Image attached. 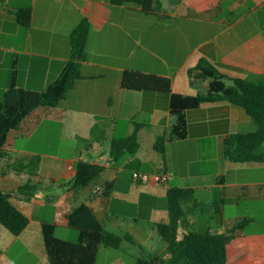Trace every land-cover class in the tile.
I'll return each mask as SVG.
<instances>
[{
    "label": "crops",
    "instance_id": "0c3cea01",
    "mask_svg": "<svg viewBox=\"0 0 264 264\" xmlns=\"http://www.w3.org/2000/svg\"><path fill=\"white\" fill-rule=\"evenodd\" d=\"M25 8L33 13L29 28L17 21V11ZM84 19L90 24L85 57L80 59L85 79L56 107L36 109L12 131L0 161V191L12 194L13 204L30 220L19 236L0 225V264H49L43 225H55L56 236L61 229L69 230L68 215L84 203L105 226L110 219L120 226L130 211L136 221L149 219L150 230L168 220V191L175 187L208 194L195 199L201 206H185L196 229L198 215L214 212L219 193L224 219L215 227H202L230 233L246 216L226 219L227 202L240 206L242 201H264V163H235L224 153L225 138L254 130L253 119L227 100L203 103L187 111L188 137L169 142L165 159L154 145L175 123L170 96L127 91L121 82L125 71H141L171 78L174 93L195 95L192 86L199 85L191 84L189 70L203 58L229 78L263 75L264 0H167L155 14L109 0H0V102L12 85L15 65L21 88L42 92L55 82L71 59V33ZM136 123L143 125L141 148L115 167L112 142L130 135ZM191 140L196 145L182 156L179 169L169 148ZM81 158L105 169L88 186L76 188L71 181ZM134 159L136 171L167 173L169 183L136 182L134 170L128 169ZM28 185L36 189L30 197L33 189L19 192ZM146 233L147 241H155ZM15 248L21 250L17 259L6 257ZM227 264H264V231L237 230L227 245Z\"/></svg>",
    "mask_w": 264,
    "mask_h": 264
},
{
    "label": "trees",
    "instance_id": "16d2710c",
    "mask_svg": "<svg viewBox=\"0 0 264 264\" xmlns=\"http://www.w3.org/2000/svg\"><path fill=\"white\" fill-rule=\"evenodd\" d=\"M112 5L134 4L145 14H155L161 5L160 0H109ZM180 2L181 0H172ZM20 25L29 28L32 22V10L25 8L16 13ZM90 24L84 19L71 33V59L59 78L45 91L36 92L21 88L17 84V68L14 67L13 81L0 102V161L5 157L9 135L40 107H56L74 88L77 81L85 79L81 60L89 38ZM82 59L78 61V56ZM191 84L199 85L201 92L197 95H183L173 92V82L169 77L147 74L141 71L124 72L121 87L133 92H151L166 94L171 98V114L175 123L171 129L158 137L154 148L164 157L167 144L175 140H185L189 134L187 111L199 108L203 103L219 99L227 100L245 110L253 119L256 130L247 133H235L225 138L224 153L227 159L235 163H264V74L251 75L247 78H229L211 61L203 58L189 70ZM142 124L136 123L134 131L112 142L110 158L115 167L126 157H133L141 148L139 132ZM138 162L134 159L128 169L136 171ZM77 173L71 184L83 188L96 180L105 166L81 158L75 164ZM28 185L19 189L24 194ZM35 190V191H34ZM216 194L213 207L218 215L223 214L224 200ZM12 194L0 191V225L14 236L21 235L29 226V218L12 202ZM169 218L157 222L150 228L153 240L166 243L165 250L156 254L138 257L136 264H227V245L234 238L237 230H243L251 219H244L231 228L230 233H213L211 230L198 231L190 224L185 206L191 203L196 208L201 206L195 200L194 188H172L168 191ZM187 230L182 240H177L178 230ZM68 228L79 232L77 242L63 240L56 236V227L43 225L45 249L49 264H96L101 246L120 250L125 241L136 244L135 239L126 234L117 235L108 231L105 224L97 217L92 208L84 203L68 215ZM153 253V252H152ZM165 255L168 257L165 258Z\"/></svg>",
    "mask_w": 264,
    "mask_h": 264
},
{
    "label": "rangeland",
    "instance_id": "374dc122",
    "mask_svg": "<svg viewBox=\"0 0 264 264\" xmlns=\"http://www.w3.org/2000/svg\"><path fill=\"white\" fill-rule=\"evenodd\" d=\"M162 2H166L167 0H161ZM132 6H135L134 4H130ZM201 92V88L199 86H192V93L193 94H199ZM254 130H246L242 129L243 133L247 132H253L256 130L257 126H254ZM181 141V140H180ZM184 142V141H183ZM182 143V142H181ZM193 145L195 147L196 142L194 140H191L189 142H184L182 144H176L172 148H169L170 154H171V161L173 165H177V167L180 169L178 164L181 162L182 156L188 152L189 149L193 148ZM178 152V156H174L175 152ZM200 158L199 156H192V159L196 160ZM166 159V156H165ZM198 167V164H193V168L196 169ZM177 184V183H174ZM196 191V189H195ZM211 195V194H210ZM208 196L207 193L203 191H197L195 195V199L204 200ZM212 196V195H211ZM214 196V195H213ZM219 196V195H217ZM216 196H214L215 198ZM207 206V203H206ZM206 209V207H203ZM210 209H213L211 206ZM127 215V218L123 219L124 222L120 226H114V223L110 219L108 222V225L106 226V229L108 231L114 232L117 235L124 236L126 234H131L133 238L136 241V244H133L131 241H125L123 248L118 250L115 249H107L103 246L100 247L101 254L99 256V259L97 261V264H107L110 260L114 259L116 260L117 257L120 259L114 261L113 264H121L119 260H122L124 264H136L137 258L142 256H148L151 254H156L159 251H162L161 249L163 247H166V243L161 241H147L148 234L146 233L150 227L151 221L147 219L146 217H137L138 221L135 220V217L131 214L130 211L125 212ZM240 214L244 217V219L252 218L253 221L249 223L245 228L246 232H260L264 231V201L256 202V201H242L240 206L239 204H236V202H227L226 208H225V218L230 219L233 216ZM224 215H218L216 213V210L214 208V212H203V214L198 215V221L200 224V228L197 229L198 231L203 232V224H211L213 227L218 225L221 221H223ZM243 219V220H244ZM242 220V221H243ZM241 222V221H240ZM57 236L63 239L71 240L73 242H77L79 240V232L76 230H64L61 229L57 231ZM155 247V249H154ZM154 249V251H153ZM153 252V253H152ZM17 253H21V250H17L16 248L13 249L11 252L7 253L6 257L17 259Z\"/></svg>",
    "mask_w": 264,
    "mask_h": 264
},
{
    "label": "built area",
    "instance_id": "2783aa9c",
    "mask_svg": "<svg viewBox=\"0 0 264 264\" xmlns=\"http://www.w3.org/2000/svg\"><path fill=\"white\" fill-rule=\"evenodd\" d=\"M133 178L138 183H157V184H165L169 183V175L167 173L161 174H152L148 172L134 171ZM97 192H101L102 189H96ZM187 233L183 227H180L178 230L177 240H182L184 235Z\"/></svg>",
    "mask_w": 264,
    "mask_h": 264
},
{
    "label": "water",
    "instance_id": "95a60500",
    "mask_svg": "<svg viewBox=\"0 0 264 264\" xmlns=\"http://www.w3.org/2000/svg\"><path fill=\"white\" fill-rule=\"evenodd\" d=\"M81 57H82V55L80 54V55L78 56V60H80V59H81Z\"/></svg>",
    "mask_w": 264,
    "mask_h": 264
}]
</instances>
